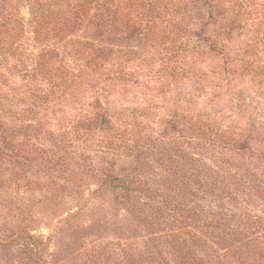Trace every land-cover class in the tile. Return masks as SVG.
<instances>
[{
  "label": "rangeland",
  "instance_id": "obj_1",
  "mask_svg": "<svg viewBox=\"0 0 264 264\" xmlns=\"http://www.w3.org/2000/svg\"><path fill=\"white\" fill-rule=\"evenodd\" d=\"M38 1L0 0V264H175L139 189H166L163 136L231 175L230 197L196 200L200 223L264 224L244 175L264 182V0H122L116 30L73 18L101 0ZM109 174L131 180L130 203Z\"/></svg>",
  "mask_w": 264,
  "mask_h": 264
},
{
  "label": "trees",
  "instance_id": "obj_2",
  "mask_svg": "<svg viewBox=\"0 0 264 264\" xmlns=\"http://www.w3.org/2000/svg\"><path fill=\"white\" fill-rule=\"evenodd\" d=\"M121 1L101 0L94 6V13H90L89 8L82 2H76L72 6L73 18L78 21L88 17V22L91 24L97 26L106 24L116 30L123 22L118 17ZM38 2V0H32L35 6L38 5ZM126 22L133 24L135 20L128 18ZM124 27L129 26L125 25ZM40 66H43L41 62ZM104 114H101L100 124L108 122ZM225 141L221 143L226 144L230 150H249L247 142L243 139L226 138ZM159 144L160 148L156 152L154 151V155L156 160L161 162V165L168 171L165 178L168 183L166 189L160 200L155 199L153 190H150L151 195H148L147 188L139 189L140 193L143 192L150 199L146 204L150 209L148 212L149 225L154 226L155 221L164 224L163 230H166L163 232L164 234L162 233V237L169 238L168 244L172 257L175 254V258H173L175 264H264V224L262 219L249 217V219L239 220L240 222L236 219L231 222L232 219H229L220 226L200 223V220L203 219L197 215L199 214L198 209H200L196 202L197 199L209 197L222 201L224 197H230V187L233 181L230 179L231 175H225V173L228 174V170L220 168L221 170L215 171L214 168L204 167L201 161L188 154L185 149L181 150L171 146L164 136L161 137ZM244 175L248 186L264 199V182L252 172H247ZM107 179L113 189L123 191L121 200L130 203L134 191L128 186L131 180L124 176L118 177L115 174H109ZM151 212L153 214H150ZM240 223L244 226L241 229H239ZM204 227L231 232L235 238L234 246L228 248L231 251L228 249L220 251L222 248H216L215 241H210L207 238ZM163 245L162 243V246L156 251L158 256L161 254ZM191 249L192 252L196 250L198 253L201 250L211 252V254H205L203 258L198 256L191 262L188 258ZM161 261L160 258V264H163Z\"/></svg>",
  "mask_w": 264,
  "mask_h": 264
}]
</instances>
